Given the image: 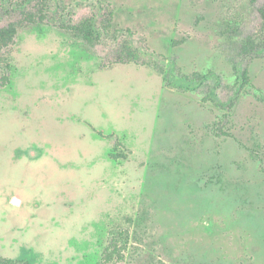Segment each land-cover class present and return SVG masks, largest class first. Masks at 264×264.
Here are the masks:
<instances>
[{
	"label": "rangeland",
	"instance_id": "obj_1",
	"mask_svg": "<svg viewBox=\"0 0 264 264\" xmlns=\"http://www.w3.org/2000/svg\"><path fill=\"white\" fill-rule=\"evenodd\" d=\"M86 1L62 0L74 21L91 12ZM103 1L133 32L122 41L153 54L171 84L134 63L100 69L115 43L91 54L54 26L20 30L0 81V253L104 264L121 224L134 238L115 264H264V53H240L260 33L264 0ZM194 71L210 73L205 84L183 78ZM214 99L234 102L232 137L209 130L223 114ZM112 137L128 159L110 157Z\"/></svg>",
	"mask_w": 264,
	"mask_h": 264
},
{
	"label": "trees",
	"instance_id": "obj_2",
	"mask_svg": "<svg viewBox=\"0 0 264 264\" xmlns=\"http://www.w3.org/2000/svg\"><path fill=\"white\" fill-rule=\"evenodd\" d=\"M88 2L92 9L91 12L81 20L74 21V7L67 5L62 0H0V16H11L13 14L19 16L16 21L9 22L7 25L0 27V75H4L0 81L6 80L10 73V50L16 43L20 30L48 25L71 34L91 54L95 53L94 49L99 44H117L118 51L113 57L105 59L99 56L100 69L107 70L119 64L134 63L136 65L153 68L164 76L166 84H171L169 76L167 75V69L152 59L153 54L148 56L141 48L135 46L130 39L122 41V36L126 35V33L133 34V32L130 28H121L116 25V10L111 3L103 0H95V2L94 0L86 1V3ZM258 12L263 21L260 33L257 36L251 34L245 38L240 48V53L243 56H257L264 53V5L258 7ZM67 15H72V17L66 18ZM182 42L176 41L177 45ZM151 53H155V51ZM4 63L5 67L2 66V68L1 64ZM3 69L5 71H2ZM182 76L187 82H197L198 85H203L209 78L210 73L194 71L189 74H183ZM250 80L248 69L242 72L237 71L235 85L241 82L240 87L243 88L250 84ZM210 93L211 96L216 95L214 91H210ZM255 94L259 101L264 102V94L259 89H257ZM214 102L216 106L220 107L223 114L218 117V120L212 126H209V130L216 136L232 137V133L227 129V126L231 122L230 110H232L234 102L231 101L228 104H221L215 99ZM112 138L114 148L110 153V157L114 160L128 159V153L122 149L124 147L123 143L118 137ZM252 153L255 154L256 152L252 151ZM126 221L130 224L137 222L133 217H128ZM133 238L134 233L128 226L125 227L118 224L111 227L108 232L107 244L101 254L102 263L115 264L124 261L133 242ZM0 264L33 263L26 257L11 258L0 253Z\"/></svg>",
	"mask_w": 264,
	"mask_h": 264
}]
</instances>
